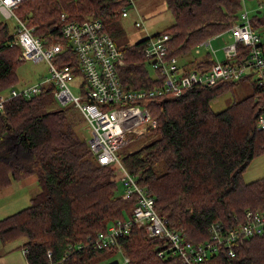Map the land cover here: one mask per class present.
I'll return each mask as SVG.
<instances>
[{
    "label": "trees",
    "instance_id": "trees-1",
    "mask_svg": "<svg viewBox=\"0 0 264 264\" xmlns=\"http://www.w3.org/2000/svg\"><path fill=\"white\" fill-rule=\"evenodd\" d=\"M164 1L174 23L151 38L168 34L165 59L176 57L181 62L202 42L229 33L240 23L245 4L244 0ZM130 5L128 0H26L16 14L46 44L65 41L64 23L88 19L101 20L114 39L123 33L122 10ZM250 21L264 43V11L258 8ZM16 32L17 28L11 30L0 22V92L18 82L17 69L23 60L21 47L13 45ZM148 40L122 50L117 72L128 89L150 90L163 83L165 76L145 56ZM212 56L208 51L202 61L195 58L189 64L208 68L215 62ZM55 63L77 67L76 76L80 75L77 57L68 45ZM239 81L252 82V93L220 112L213 111L212 101L232 91ZM239 81L146 99L143 103L157 126L143 135L150 136L148 143L121 157L154 200L155 212L170 229L195 244L209 241L212 224L230 229L243 221L246 211L264 212V176L243 180L251 162L264 153V129L259 127L264 86L252 74ZM54 93L55 87L50 86L31 99H9L0 114V191L32 175L40 188L29 206L0 220V242L8 251L24 249L29 264L114 261L118 248L97 249L96 237L111 224L132 218L138 193L125 195L118 165L96 162L79 133L85 117L74 111V104L61 105ZM9 139L14 144L12 156L5 153ZM118 242L129 258L125 264H185L181 255L169 249L165 237L150 236L144 226L133 225ZM202 264H264V235L238 241L234 255L221 247Z\"/></svg>",
    "mask_w": 264,
    "mask_h": 264
},
{
    "label": "built area",
    "instance_id": "built-area-1",
    "mask_svg": "<svg viewBox=\"0 0 264 264\" xmlns=\"http://www.w3.org/2000/svg\"><path fill=\"white\" fill-rule=\"evenodd\" d=\"M24 1L26 0H12L9 4L0 0V13L5 18L16 20L17 32L13 45L21 47L22 60L47 63L51 75L45 77L41 83L23 88L12 86L8 94L0 92V114L4 113L6 101L9 99H31L42 93L45 88L54 86L57 101L61 105L74 104L85 117L90 128L88 146L96 162L103 166L118 165L123 172L120 182L125 187V195L129 197L138 193V203L132 218L117 221L111 224L106 232L98 233L94 243L97 249L117 247L119 252L124 254L125 264L129 258L118 238L130 232L133 225H138L144 226L150 236L165 237L170 245L169 249L181 255L185 264H202L211 254L220 251L221 247H226L229 255H234L235 243L245 237L264 235V212L248 210L237 227L226 229L220 224H212L209 227V241L195 244L190 239H183L179 232L167 226L165 218L155 212L154 200L146 195L137 183L135 175L125 168L118 155L133 139L143 136L149 128L157 126V121L143 103L146 99L179 96L187 88L213 86L227 80L239 81L251 74L260 86H264L263 38L259 31L252 27L246 8L241 14L240 23L229 31L233 42L224 48L225 60H215L208 68H198L195 63L186 64V60L181 62L176 57L166 60V42L169 35L154 38L147 36L149 40L145 47V56L154 68L161 70L165 78L161 86L146 90L128 89L120 82L117 64L122 60L123 52L105 30L101 20L66 22L61 30L65 41L46 44L34 34V29L16 14L19 5ZM128 1L133 5V0ZM262 9L264 11V6ZM128 15V8L124 7L122 16ZM62 20H66L64 14ZM136 25L144 26V21H136ZM67 45L77 57L79 76H76L77 67L69 64L58 66L55 63L57 56L66 50ZM202 47L216 54L212 40L202 42L196 52L199 53ZM76 77L82 79L78 84L77 95L70 86ZM259 127L264 129V114L260 116Z\"/></svg>",
    "mask_w": 264,
    "mask_h": 264
},
{
    "label": "rangeland",
    "instance_id": "rangeland-1",
    "mask_svg": "<svg viewBox=\"0 0 264 264\" xmlns=\"http://www.w3.org/2000/svg\"><path fill=\"white\" fill-rule=\"evenodd\" d=\"M243 9H247L250 15H253L258 8L262 9L264 6V0H261V3L258 0H244ZM261 4V5H260ZM263 10V9H262ZM244 11V10H243ZM242 11V12H243ZM127 17L121 18V24L123 28L122 34L114 35V41L117 47L122 51L125 47L133 45L138 41L145 39L147 36H152L153 34L160 32L171 26L174 23V17L170 10H168L166 3L164 0H133V5L128 6ZM242 14V13H241ZM144 21V26H137L136 21ZM6 22L11 30L16 28V20L14 18H5L0 13V22ZM233 42L232 37L228 32L223 33L219 37H215L212 40V46L216 51V54H213V59L217 61L225 60L224 48ZM208 54V49L202 47L200 52H193L192 56H187L186 61L187 64L191 63L195 58L200 59L205 57ZM196 61H199V60ZM184 60V59H182ZM185 61V60H184ZM62 65V64H58ZM153 73V70H151ZM51 75L49 70V65L44 62L37 63L31 60L23 61L18 69L17 76L18 82L16 85L18 88H23L28 85H34L41 83L45 77H49ZM81 77H76L75 80L70 83L72 90L78 94V84L80 83ZM254 89V85L252 82L248 81H239L236 86L227 94L216 98L211 103V109L215 112H220L230 106L233 102L239 101L251 94ZM5 94L9 93V89L4 91ZM73 104H67L66 106H72ZM75 112L79 113L77 109H74ZM79 133L82 139L85 141H89L90 139V128L87 126V123L79 128ZM150 136H141L139 138L133 139L126 147L122 148L118 155L120 157H124L129 153L135 152L140 147L144 146L146 143L150 141ZM13 142L11 139L7 142V149L5 153L9 156L13 155ZM264 176V153L260 156L256 157L246 171L243 174V180L245 182H252ZM40 190L37 177L32 175L24 180H20L11 190L13 193L9 194H0V200H13L17 199V204L12 207L11 213L17 212L27 206L30 205V198L38 193L37 190ZM120 192H123L122 187L120 188ZM26 194H30L29 196ZM26 195V196H23ZM23 196V197H21ZM5 211L0 212L3 214ZM3 249H7L5 246H0V251ZM119 260V264H123L125 261L124 254L120 253L115 258ZM114 259V260H115ZM110 261L105 260L100 264H109Z\"/></svg>",
    "mask_w": 264,
    "mask_h": 264
},
{
    "label": "crops",
    "instance_id": "crops-1",
    "mask_svg": "<svg viewBox=\"0 0 264 264\" xmlns=\"http://www.w3.org/2000/svg\"><path fill=\"white\" fill-rule=\"evenodd\" d=\"M251 16L252 15H250V17ZM19 182L20 181L13 182L11 187L0 191V194H7L9 197V194L13 193L11 189ZM37 191H39V189ZM26 195L29 196L30 194H26ZM26 195H23V196H26ZM17 202H20V201H17L16 198L13 200H8V198L7 200H3V201L0 200V212L5 211L3 214H1L0 220L8 216L9 214H12L10 211H12V207H14L17 204ZM17 243L21 244L22 241H19ZM0 246H3L1 242H0ZM5 250L6 249H3L0 251V264H29L27 261L24 249H14V250L8 251L9 250L8 248L6 251Z\"/></svg>",
    "mask_w": 264,
    "mask_h": 264
},
{
    "label": "water",
    "instance_id": "water-1",
    "mask_svg": "<svg viewBox=\"0 0 264 264\" xmlns=\"http://www.w3.org/2000/svg\"><path fill=\"white\" fill-rule=\"evenodd\" d=\"M260 12V11H259ZM109 264H119V260L111 261Z\"/></svg>",
    "mask_w": 264,
    "mask_h": 264
},
{
    "label": "clouds",
    "instance_id": "clouds-1",
    "mask_svg": "<svg viewBox=\"0 0 264 264\" xmlns=\"http://www.w3.org/2000/svg\"><path fill=\"white\" fill-rule=\"evenodd\" d=\"M6 3H12V0H5Z\"/></svg>",
    "mask_w": 264,
    "mask_h": 264
}]
</instances>
